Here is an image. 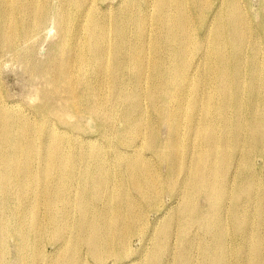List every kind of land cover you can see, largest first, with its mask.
Listing matches in <instances>:
<instances>
[{
	"label": "bare ground",
	"instance_id": "6f19581e",
	"mask_svg": "<svg viewBox=\"0 0 264 264\" xmlns=\"http://www.w3.org/2000/svg\"><path fill=\"white\" fill-rule=\"evenodd\" d=\"M107 1L0 0V264H264V0Z\"/></svg>",
	"mask_w": 264,
	"mask_h": 264
},
{
	"label": "rangeland",
	"instance_id": "374dc122",
	"mask_svg": "<svg viewBox=\"0 0 264 264\" xmlns=\"http://www.w3.org/2000/svg\"><path fill=\"white\" fill-rule=\"evenodd\" d=\"M117 2L118 0H108L106 3L116 4ZM251 2H252L250 5L252 7V8L250 7L251 11H253L252 13L258 16L260 12L259 0L257 1L251 0ZM54 27H55L54 24L51 23L47 31L37 36L38 38H37L36 47H37V53L38 52L39 53L38 54L36 53V56H37L38 62H44L47 59H49L51 56H53L54 54L53 45L57 42L56 40H58V31ZM49 54H51V56ZM0 86L4 93V99L6 98L5 100L8 103L19 104V105L21 104V106H25L33 110L35 108L30 107V106H33L35 104L33 102H37L36 93L34 94V91L40 86H42V80L41 79L33 80L31 76L27 73L24 67V64L14 59H10V56H9L8 58L4 57L3 60L0 61ZM35 86H37V88ZM85 124L86 126L90 128V130L95 131V125L93 124L91 119H89V117H86ZM121 125L122 124H119L118 126H121ZM167 130H168L167 127L163 126L162 128L163 137L167 136ZM90 134H93V133H90ZM262 160H263L262 158L257 159L256 162H257L258 167L262 166V163H263ZM165 203H166L165 205L167 206L174 205L173 200L170 199L169 196L165 197ZM156 217H157V214L152 213V216H151L152 221L156 219ZM145 243L147 244L145 240L135 238L133 241V250L135 249V252L140 251V247L142 250V248L146 245ZM47 250L49 252H52L54 250V247L51 244H47ZM137 257H139V255L133 256V259H136Z\"/></svg>",
	"mask_w": 264,
	"mask_h": 264
}]
</instances>
